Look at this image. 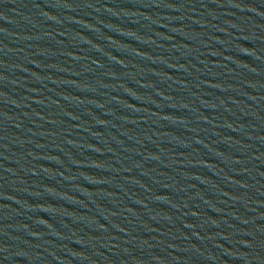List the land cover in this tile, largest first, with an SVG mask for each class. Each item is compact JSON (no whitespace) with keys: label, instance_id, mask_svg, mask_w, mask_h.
I'll return each mask as SVG.
<instances>
[{"label":"water","instance_id":"95a60500","mask_svg":"<svg viewBox=\"0 0 264 264\" xmlns=\"http://www.w3.org/2000/svg\"><path fill=\"white\" fill-rule=\"evenodd\" d=\"M0 264H264V0H0Z\"/></svg>","mask_w":264,"mask_h":264}]
</instances>
